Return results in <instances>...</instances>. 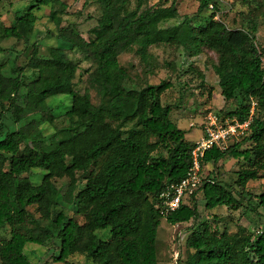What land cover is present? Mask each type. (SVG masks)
<instances>
[{"label": "trees", "instance_id": "16d2710c", "mask_svg": "<svg viewBox=\"0 0 264 264\" xmlns=\"http://www.w3.org/2000/svg\"><path fill=\"white\" fill-rule=\"evenodd\" d=\"M90 1L99 15L86 37L74 24H65L63 0L36 1L37 7H50L49 19L60 40L46 56L39 54L37 42H31L37 21L34 5L17 14L11 25L0 24V40L22 41L28 51L25 66L7 69L0 64V232L9 229V237L0 238V264H33L24 252L27 244L56 247L54 260L62 264H74L68 258L76 253L92 264H158L156 238L162 219L171 226L198 219V193L206 210L237 211L242 203L233 193L245 199L251 195L247 184L264 179V49L255 45L256 20L249 18L239 27L215 20L217 0H196L197 15L210 6L214 10L204 25L179 14L181 0L168 5L150 0ZM252 1L264 9V0ZM159 45L187 58L206 51L215 56L212 70L224 117L242 122L255 103L248 133L224 151H205L200 160L202 176L207 164L243 161L235 184L203 176L200 188L165 217L159 197L187 176L196 142L186 140L171 120L170 106L162 104L172 82L128 87L132 79L120 64L123 56L134 53L145 65L149 49ZM70 51L90 59L83 92L75 89L78 65L68 57ZM25 69L31 72L28 77ZM199 77L201 95L206 91L211 100L212 87ZM58 95L71 98L70 108L60 116L65 123L61 127L54 124L57 117L47 105ZM5 115L11 124L4 122ZM36 115L54 126L50 136H43L34 123L24 124ZM246 144L251 146L243 148ZM35 169L45 173L39 185L30 179ZM78 173L84 177L81 188ZM62 178L69 180L63 200L75 205L85 219L83 225L64 212H54L59 190L53 180ZM254 197L253 211L264 222V190ZM29 207H35L38 218ZM185 245V264H264V230L250 234L240 227L229 233L202 221Z\"/></svg>", "mask_w": 264, "mask_h": 264}, {"label": "rangeland", "instance_id": "374dc122", "mask_svg": "<svg viewBox=\"0 0 264 264\" xmlns=\"http://www.w3.org/2000/svg\"><path fill=\"white\" fill-rule=\"evenodd\" d=\"M37 0H0V24L9 26L14 23V18L28 6H33V13L37 17L34 33L31 42H37L39 45V54L46 56L48 49L58 46L60 40L57 39L55 25L49 19L50 7H37ZM67 10L63 15L65 24H74L78 30L86 37L98 18L99 11L94 2L90 0H63ZM171 0H150V4H167ZM218 11H215L217 20H223L229 27H239L246 23L249 18L256 20L258 28L255 35V45L259 50L264 49V15L263 7L258 2L252 0H217ZM179 14L188 16L192 23L204 25L210 19L214 12L211 6L201 15H197L198 2L196 0H181L178 4ZM0 64H6L7 69L11 66L17 68L25 66L27 63L26 46L22 41L14 39L0 40ZM149 57L147 64H143L139 57L134 53H129L120 59V64L130 74L132 84L128 87L138 88L145 83L158 85L161 81H171L172 88L162 95V104L170 106L171 120L177 124V127L185 132V138L190 143L198 142L202 138L203 124L209 112L224 116L225 111L223 97L221 95L218 79L212 70L213 63L216 61L211 52H204L195 58H187L181 51L173 52L171 48L163 45L151 47L148 51ZM68 57L74 60L78 65V73L75 79V89L83 92L86 86L87 75L85 70L90 66V59L81 55L78 51L68 52ZM264 63V56H263ZM26 77L30 71L23 72ZM203 76L205 84L212 87V98H207L206 91L201 95L200 77ZM92 100L95 102L94 92H90ZM47 105L51 108L50 114L57 117L54 124L61 127L64 123L62 116L71 105V98L66 95H58L47 100ZM4 122L11 124L9 117L5 115ZM34 123L41 134L45 137L50 136L55 130L54 126L46 122L42 116L36 115L25 120V123ZM246 144L243 148L250 147ZM157 154H154L156 156ZM245 167L243 161L226 159L218 162L216 165L207 164L203 167L205 176L215 177L219 182L228 185H234L237 180L238 172ZM44 172L35 169L31 174V182L39 185L44 176ZM79 178V188L83 186V175L77 174ZM59 195L55 199L56 205L54 212H64L76 219L83 225L85 219L82 215L77 214L74 204H67L63 200V195L68 185V179L53 180ZM246 190L251 194L245 199L239 197L234 192V196L240 200L242 207L237 211L230 210L226 207H218L213 210H206L203 206L201 193H198L196 199L198 219L188 223L171 226L164 219L160 221L156 238V256L158 264H185L188 257V250L185 245L187 236L202 221H207L211 228L216 227L220 230L224 228L229 233H235L238 228H244L247 233L253 234L264 230V222L261 220L253 209L256 207V198L254 195L264 190V179L249 182ZM51 199H54L52 196ZM28 211L33 217L38 218L35 207H29ZM47 225V222H43ZM97 235L103 239H108L109 234L98 232ZM9 229L6 228L0 232V238H8ZM24 252L33 264H62L55 262L54 257L58 255L56 247H40L34 244H27ZM175 252L178 253L176 260ZM69 261L74 264H92L84 256L72 254Z\"/></svg>", "mask_w": 264, "mask_h": 264}, {"label": "built area", "instance_id": "2783aa9c", "mask_svg": "<svg viewBox=\"0 0 264 264\" xmlns=\"http://www.w3.org/2000/svg\"><path fill=\"white\" fill-rule=\"evenodd\" d=\"M255 103H251L249 116L240 122L234 117H224L209 112L203 124L202 138L195 143L191 150V166L187 176L178 184H171L160 195V214L165 217L168 213L177 210L184 197L192 195L202 185L204 177L200 174V160L207 150L218 149L224 151L231 143L244 137L250 128ZM176 260L178 253L175 252Z\"/></svg>", "mask_w": 264, "mask_h": 264}]
</instances>
